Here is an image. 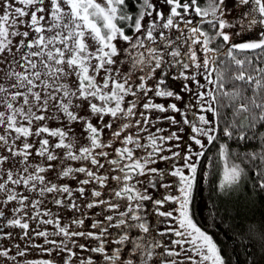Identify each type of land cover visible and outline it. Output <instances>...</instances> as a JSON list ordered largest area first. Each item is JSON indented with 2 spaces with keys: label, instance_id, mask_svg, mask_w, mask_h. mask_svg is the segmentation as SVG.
<instances>
[{
  "label": "snow or ice",
  "instance_id": "obj_1",
  "mask_svg": "<svg viewBox=\"0 0 264 264\" xmlns=\"http://www.w3.org/2000/svg\"><path fill=\"white\" fill-rule=\"evenodd\" d=\"M133 2L135 12L129 10L127 0L0 2V63L6 65L0 77L5 81L0 83V148L8 153H0V193L4 196L0 203L16 202L19 207L13 208L14 215L32 208L31 217L25 212L24 217L8 221L27 236L25 217L53 216L50 210L40 211L46 194L72 197V188L46 175L59 166L58 178L76 180L81 187L75 191L81 197L86 191L83 186L94 185V199L84 207L101 208L96 215L102 219L92 221V231H71L58 217L40 219L39 223L53 225L55 231L35 230V236L53 247H31L48 255L64 253V264H71L76 247L102 257L104 264H226L217 242L195 221L192 205L202 158L221 133L227 140L242 143L259 139L261 151L249 152L245 159L259 160L255 174L264 189V132H258V127H264V0H235L237 6L251 5L244 13L247 28L262 29L258 39L241 42H233V37L242 32L225 31L236 27L227 22L226 0H207L204 6L200 0H164L163 8L157 0ZM21 25L26 30L21 31ZM16 37L20 39L14 43ZM217 39L222 43L217 44ZM169 80L183 83L177 90L168 86ZM184 94L194 103L178 107L154 100L181 101ZM153 111H171L182 119L163 117L176 130L157 128L154 133L150 128L161 118L153 121ZM92 117L97 118L95 124ZM50 120L69 127H49ZM73 123H82L86 143L78 146L70 135ZM105 129L111 137L107 142ZM163 131L168 135H157ZM32 138L38 139L32 142ZM218 155L222 162L218 188L224 191L239 183L245 169L233 162L227 143H219ZM35 158L40 161L33 164ZM177 160L183 163L177 165ZM69 161L88 162L91 167H73ZM167 161H173L167 169L152 166ZM76 174L86 178L78 179ZM167 176L175 178V183H165ZM203 177L207 179L206 172ZM95 185L108 188L109 198H102ZM19 187L39 198L24 195L17 191ZM149 188L171 191L157 199ZM53 203L69 211L80 210L71 199L67 205L58 198ZM149 203L163 218V229H150ZM166 204L171 209H165ZM71 224L85 226L82 218ZM112 229L117 230L115 235ZM50 235L64 239L50 240ZM79 238L96 241V246L79 244ZM9 251L0 250V257L16 260V256L9 257ZM16 255L24 257L26 251L18 250ZM80 264L94 261L89 256Z\"/></svg>",
  "mask_w": 264,
  "mask_h": 264
},
{
  "label": "trees",
  "instance_id": "obj_2",
  "mask_svg": "<svg viewBox=\"0 0 264 264\" xmlns=\"http://www.w3.org/2000/svg\"><path fill=\"white\" fill-rule=\"evenodd\" d=\"M129 4V10L132 12L136 11L133 0H127ZM207 0H200L201 6L206 4ZM21 31L26 29L21 25ZM129 34H131L129 32ZM20 37H16L18 41ZM15 41V42H16ZM239 56L243 57L248 55L246 53H238ZM223 59V57H221ZM2 60V57H0ZM0 77L4 75V69L6 65L0 63ZM19 70V69H17ZM0 83H5L3 79H0ZM131 99V97H129ZM153 111L151 114H155ZM81 115H85V112H81ZM152 118V117H151ZM92 122L95 124L97 118L92 117ZM109 117H105V120H109ZM153 119V118H152ZM154 120V119H153ZM48 126L52 128L64 127L65 130L69 126L61 124L58 121H48ZM115 126V125H114ZM158 124L151 127L152 132H156ZM70 135L77 140L78 146L80 143H86L83 135L82 123H73L71 126ZM258 132H264V127H258ZM2 134V130H0ZM147 137V133H143ZM109 130L105 129L103 139L107 142L110 139ZM38 138H32V142ZM51 139V138H50ZM143 142H147L146 139ZM17 144L20 141L16 142ZM219 143H227L231 159L235 163H240L241 167L245 169V174L241 178L238 184L228 188L224 191H220L218 185L220 183L222 173V162L219 160L218 149ZM38 146V145H37ZM115 146H120L118 143ZM62 151V150H58ZM105 151H111L105 149ZM261 151V144L259 139L249 140L247 142H240L236 139L227 140L222 137L214 145L209 146L205 152V156L202 158L201 165L198 171L201 174L200 182L197 185L195 191V200L192 205V213L195 221L198 225L208 232L214 240L217 242L221 249L222 255L225 259L226 264H264V189L260 188V178L255 174L257 167L259 166V160L253 162L246 160V154L249 152ZM0 153L7 155L8 153L0 148ZM40 161V158H35L32 163L35 164ZM10 161L9 163H12ZM58 164V162H53ZM72 164L73 167L87 166L91 167L88 162H67ZM158 167L157 165H152ZM7 168V165H5ZM59 166L55 171L47 173L48 179L57 184H67L72 188L73 194L70 198L74 200L77 205L80 206V210L69 211L66 207H59L53 203V198L62 199L64 205L70 203V199L67 194L57 195L56 193L46 194L43 198L44 203L40 206V211H51L52 217H39L38 219H25L29 223V230L27 236H24V230L15 225H9L8 221L14 218L24 217L27 212L28 217L32 216V208L29 206L25 209V212L13 214V208L19 207L16 202L7 204L6 206L0 203V211L4 213L3 217H0V250H10L9 257L16 256V260H11L8 257H0V264H26L27 261H39V260H50L54 261L55 264H64L65 254L59 251H53L51 255L42 253L40 248L31 247V245H43L46 248H52L51 244H45L44 238L36 237L35 230L48 231L52 233L55 231L53 225L41 224L40 219H49L58 217L62 225H69L71 231H92L90 224L93 220L102 219L101 216H97L96 213L101 211V208L87 209L84 207L88 202H91L94 198L91 196V191L94 185H85L86 191L83 197L80 193L75 191L76 188L81 187L76 180L71 178H64L60 180L57 176ZM104 172L103 169L100 170ZM207 173V179H204L203 173ZM78 179H85L86 177L82 174H76ZM140 179H144L141 177ZM111 184H115L111 181ZM96 189L102 192V198L108 199L110 192L108 188H99L95 185ZM138 187H142L138 185ZM17 191L28 195L32 199H38L34 193L27 192L23 187L17 188ZM153 192L154 189L149 188V193ZM154 196L153 194H151ZM4 199L2 193H0V201ZM151 204L149 203L148 206ZM103 207V206H101ZM149 209V208H148ZM151 211L152 207H151ZM84 219L85 226L80 227L71 224L73 219ZM24 222V220H22ZM150 225V223H149ZM113 235L116 234V229L111 230ZM23 237V238H22ZM50 240H61L64 239L62 236H49ZM79 244H88L96 246V241H89L83 238L78 239ZM18 246V247H17ZM69 247L72 244L69 243ZM106 247H110L106 246ZM18 250H25L26 255L24 257L17 256ZM76 252V256L73 257L71 264H80V260L92 257L94 264H104L102 257H98L97 254L91 252H82L79 247L73 249Z\"/></svg>",
  "mask_w": 264,
  "mask_h": 264
},
{
  "label": "rangeland",
  "instance_id": "obj_3",
  "mask_svg": "<svg viewBox=\"0 0 264 264\" xmlns=\"http://www.w3.org/2000/svg\"><path fill=\"white\" fill-rule=\"evenodd\" d=\"M0 2H2V0H0ZM98 2L103 3V0H98ZM227 5H228V10L226 12V19L227 22L236 25V27H230L227 28L225 31L229 32V33H236V32H242V35H237L233 37V42H241L243 40H255L259 38V33L262 31L261 28L259 27H253L251 29L247 28V24H246V17L244 16V13L248 12L251 10V5H247V6H237L235 3V0H226ZM157 3L159 5L160 8L164 7V0H157ZM240 24H243L244 27H240ZM23 26V25H22ZM21 27V26H20ZM204 29L206 31H209L211 33L212 29L210 28L209 25L204 24L203 25ZM24 28V27H23ZM25 29V28H24ZM16 41V38H14V43ZM120 46H124L122 41H118L117 42ZM217 44H221L222 40L217 39L216 41ZM212 47H215L216 45H211ZM15 49H13L14 51ZM202 56V53L200 54ZM1 65V64H0ZM180 83H183L182 81L177 82V81H172L169 80L167 82L168 86L170 88H176L177 90H179V85ZM194 87V86H193ZM185 95V99L181 100V101H176L174 99H162V98H156L154 97V100L156 103H161L164 105H167L169 103H175L177 104L178 107H182L185 103H194V100H189L188 94H184ZM196 109H193V111H195ZM190 115V114H189ZM166 116H175V118L177 120H181V116L178 113H174V112H166V113H160V112H156L155 114H151V117L154 119H152L153 121H156L157 118H161L160 121L158 123L157 128L159 129H165V130H176L177 126H174L171 124L170 121L163 119V117ZM185 133L184 135H187V126H185ZM157 135H168V131H163L160 133H157ZM172 143H176L175 141H173ZM181 143H184V141H181ZM167 147V145H166ZM177 150V149H174ZM164 155H170V153H163ZM173 163V161H167V162H161L158 164L159 168L162 169H167L171 166V164ZM175 163L177 165H180L183 163V161L181 160H177L175 161ZM165 183H175V178L171 177V176H167L164 180ZM171 190L166 191L164 188H158V189H154V193L150 192V194H153L155 198L160 199L163 197V195L168 194ZM151 207L152 205L148 206V212H147V219H148V223H150V229L151 230H156V229H163L164 225L161 223V220L163 218L158 217L154 211H151ZM172 205L170 204H166L165 205V209H171ZM153 212V213H152ZM151 215V216H150ZM154 216V218L152 217ZM159 239V237H157Z\"/></svg>",
  "mask_w": 264,
  "mask_h": 264
},
{
  "label": "bare ground",
  "instance_id": "obj_4",
  "mask_svg": "<svg viewBox=\"0 0 264 264\" xmlns=\"http://www.w3.org/2000/svg\"><path fill=\"white\" fill-rule=\"evenodd\" d=\"M152 213H153V212H152ZM148 215H149V214H148ZM148 215H147V216H148ZM150 216H151V215H150ZM152 217L154 218V216H152Z\"/></svg>",
  "mask_w": 264,
  "mask_h": 264
}]
</instances>
